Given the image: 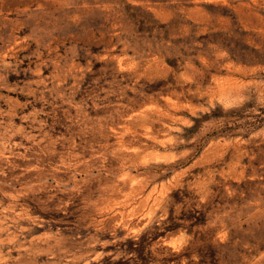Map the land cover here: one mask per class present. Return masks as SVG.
<instances>
[{
    "label": "rangeland",
    "instance_id": "1",
    "mask_svg": "<svg viewBox=\"0 0 264 264\" xmlns=\"http://www.w3.org/2000/svg\"><path fill=\"white\" fill-rule=\"evenodd\" d=\"M0 264H264V0H0Z\"/></svg>",
    "mask_w": 264,
    "mask_h": 264
}]
</instances>
